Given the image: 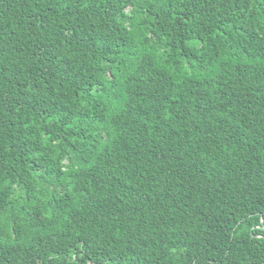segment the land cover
Wrapping results in <instances>:
<instances>
[{
  "label": "trees",
  "instance_id": "16d2710c",
  "mask_svg": "<svg viewBox=\"0 0 264 264\" xmlns=\"http://www.w3.org/2000/svg\"><path fill=\"white\" fill-rule=\"evenodd\" d=\"M0 264H264V0H0Z\"/></svg>",
  "mask_w": 264,
  "mask_h": 264
}]
</instances>
